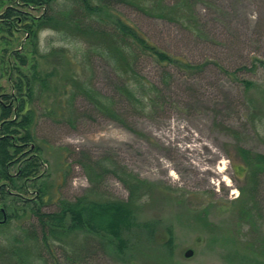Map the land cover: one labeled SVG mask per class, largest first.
Returning <instances> with one entry per match:
<instances>
[{
  "label": "rangeland",
  "instance_id": "374dc122",
  "mask_svg": "<svg viewBox=\"0 0 264 264\" xmlns=\"http://www.w3.org/2000/svg\"><path fill=\"white\" fill-rule=\"evenodd\" d=\"M74 7L72 0H53L48 14L70 9L71 21ZM8 8L21 13L5 22ZM43 9L0 0V102L11 103L1 97L11 94L8 65L14 57H25L22 74L36 73L47 81L32 129L38 175L4 201L13 224L28 227L35 221L29 216L32 207L55 211L61 198L87 194L127 200L124 173L130 172L154 186L143 188L146 194L134 209L136 225L124 234L125 255L114 260L97 250L82 260L74 255L77 264H251L247 243L264 241V216L253 233L238 223L247 182L244 172L237 173L242 167L237 149L264 153V131L257 125L264 96L259 89L245 90L223 70L264 82V71L252 68L255 60L264 62V0H197L201 25L195 32L117 6V13L156 46L206 65L192 76L172 70L164 102L128 115L123 124L87 113L84 98H71L73 82L86 81L107 96L116 93L119 82L99 57L85 66V36L44 26L34 28L35 36L27 41L23 27L39 20ZM137 67L150 82L165 84L150 58L142 57ZM83 157L85 170L77 163ZM95 166L103 175L93 183ZM188 250L192 254L185 256ZM43 255L48 264H71L65 247L57 246L52 257Z\"/></svg>",
  "mask_w": 264,
  "mask_h": 264
},
{
  "label": "trees",
  "instance_id": "16d2710c",
  "mask_svg": "<svg viewBox=\"0 0 264 264\" xmlns=\"http://www.w3.org/2000/svg\"><path fill=\"white\" fill-rule=\"evenodd\" d=\"M18 1L23 7H44L39 20L23 27L27 41L35 36L34 28L44 26H57L68 35L85 36V66L90 67L91 60L99 57L117 77L119 82L112 96L102 94L86 81L85 84L73 82L75 92L71 98L78 95L84 98L88 105L87 113L95 112L123 124L128 115L142 114L164 102L165 86L173 77L172 70L192 76L206 66L190 63L156 46L115 9L125 5L148 17L166 20L195 32L201 25L196 14L197 0H72L75 7L71 11V21H68L70 9L59 15L48 14L53 9V0ZM16 13L21 12L8 8L2 17L8 22ZM111 16H116L114 23L108 21ZM142 57L150 58L160 67L166 80L163 86L138 73L137 66ZM14 59L15 63L8 65L11 94L1 97L11 103L0 102V204H4L0 206V264H48L43 253L52 257L57 246L65 247L71 264H77L74 255L82 260L86 259L87 253L95 254L97 250H104L114 260H120L128 247L124 234L136 225L134 209L140 195L146 194L143 188L154 186L130 172L124 173V183L129 190L127 200L89 197L87 194L74 200L61 198L56 201L55 211L44 212L40 207H32L29 216L35 221L28 227L13 224L8 215L5 197L23 190L25 184L38 175L40 160L34 154L38 148L34 145L32 129L39 110L37 102L45 92L47 82L36 73L31 76L22 74L20 66L24 65L25 57ZM252 68L264 71V62L255 60ZM223 72L240 82L245 90L259 89L264 96V82L258 84L238 78L226 70ZM260 110L257 125L264 131V102ZM237 152L243 167L238 166L237 173L244 172L247 182V199L238 206L237 218L238 223L242 221L249 228V233H253L257 228L256 220L264 216V200L261 198L264 195V153H252L242 148ZM77 163L85 170V157ZM11 168H15L13 173ZM93 169L91 181L95 183L103 174L98 166ZM247 258L251 264H264L263 240L256 244L252 241L247 243Z\"/></svg>",
  "mask_w": 264,
  "mask_h": 264
},
{
  "label": "water",
  "instance_id": "95a60500",
  "mask_svg": "<svg viewBox=\"0 0 264 264\" xmlns=\"http://www.w3.org/2000/svg\"><path fill=\"white\" fill-rule=\"evenodd\" d=\"M192 254L191 250L186 251L185 256H190Z\"/></svg>",
  "mask_w": 264,
  "mask_h": 264
}]
</instances>
